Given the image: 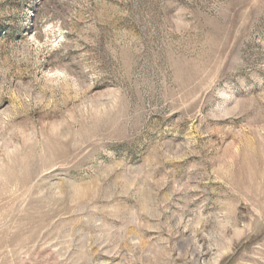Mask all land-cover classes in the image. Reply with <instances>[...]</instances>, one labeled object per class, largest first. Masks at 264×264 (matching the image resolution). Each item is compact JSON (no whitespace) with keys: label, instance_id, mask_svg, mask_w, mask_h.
<instances>
[{"label":"rangeland","instance_id":"obj_1","mask_svg":"<svg viewBox=\"0 0 264 264\" xmlns=\"http://www.w3.org/2000/svg\"><path fill=\"white\" fill-rule=\"evenodd\" d=\"M0 264H264V0H0Z\"/></svg>","mask_w":264,"mask_h":264}]
</instances>
